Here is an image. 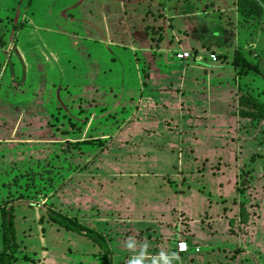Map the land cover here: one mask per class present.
Segmentation results:
<instances>
[{
  "label": "rangeland",
  "instance_id": "1",
  "mask_svg": "<svg viewBox=\"0 0 264 264\" xmlns=\"http://www.w3.org/2000/svg\"><path fill=\"white\" fill-rule=\"evenodd\" d=\"M198 1L196 11L175 0H0V251L12 208L18 264H94L100 249L50 223L54 210L105 235L114 264H264V105L241 97L257 122L238 153L233 124L179 119L175 74L162 85L167 106L154 110L141 88L156 61L191 67L180 46L201 48L231 21ZM242 5L246 19L264 14V0ZM263 56L252 60L261 81ZM179 229L191 252L177 259Z\"/></svg>",
  "mask_w": 264,
  "mask_h": 264
},
{
  "label": "crops",
  "instance_id": "2",
  "mask_svg": "<svg viewBox=\"0 0 264 264\" xmlns=\"http://www.w3.org/2000/svg\"><path fill=\"white\" fill-rule=\"evenodd\" d=\"M175 1L178 2L179 4L183 3L185 5H187V3H190L191 4L190 9L196 11L198 10V7H195L199 2L198 0L197 3L194 0H175ZM209 1L210 4H212L210 7L211 10H217L215 8H218L219 9L218 11L225 13V16L228 17L229 20H231L230 22H219L220 26L218 25V27L215 25L213 26L214 29H216L217 31L216 34L218 36L214 38L216 41L214 39L203 40L201 48L191 49L193 50L191 52L195 54L194 59L191 60V62H194L195 64L190 65L191 67L187 65H182V66H177V68L174 69V68H170L167 65V63H164L163 65L162 62L156 61L155 62L157 63L156 68L154 69L150 68L146 73L147 76L146 78L149 80L148 83L145 85H141V88L143 89L145 86L144 90L145 91L148 90V95L145 97V101L149 102L150 107L152 108L155 107L154 110H156V108H158L161 104L163 106H167L168 103H161L164 100L166 102L170 100V97L163 92L164 90L162 85L163 83L168 82L170 75L172 76L175 74L179 86V90H178L179 93L177 95L178 97L176 96L179 105L178 108L179 119L182 122L189 124V126L195 122L196 123L211 122L210 124H216V123L229 124L221 128L223 131L225 129L227 130V127L229 128L230 124H233L234 128H233L232 137L235 136L237 139H239L238 144L240 150L238 149V153H241V149L244 145L241 144V142H246L250 134L254 133L253 130L249 132L247 123L249 121H251V123L252 122L255 123L257 122V119H250V118L242 117L240 115L242 110V105L240 103L238 95L240 96V98L243 96L251 98L248 96L249 93L253 97L252 98L253 100L256 101L258 100L257 102L259 104L264 105V93L262 92L263 90H261L258 95V93L256 94L255 92L253 93L254 90L253 87H249L250 83L256 80L257 83L261 82V88H263L264 80L261 81V79L259 78L260 76L258 75H253V76L249 75L248 77L241 76L240 69H237L233 64L230 65L218 64V61L214 62L211 60V55L212 54L216 55L218 58L220 57L224 59L228 58V60L230 59L229 61H231V59H235L238 54H241L249 62L252 63L253 59H257L258 56L261 55V53L262 54L264 53V38H263L264 14L261 13V16L259 18H257L255 21H251L250 19H246L241 16L237 8V0H209ZM163 21L165 26H170V28L172 26L170 23L172 24L174 23V22H167L165 19ZM251 31H253L255 37L252 38L249 37ZM173 36L176 38L177 42L179 43L181 39L177 35L175 36L173 34L172 37ZM109 42L112 41L110 40ZM112 44H114V42ZM204 47L211 49L210 53L209 52L205 53L204 51H202ZM249 48H253L255 55H253L252 50H249ZM165 51L166 50H164V52L161 51L159 55L165 53ZM177 51L187 52L188 49L186 47L180 46V49H178ZM152 53L153 52L151 50L149 54L146 53L145 57L148 60H152L153 57V55H151ZM198 57L201 58L202 61L200 62L194 61ZM205 60H207V62ZM181 63H185V62H181ZM245 80L247 81V83H244ZM154 90L159 91L161 95L160 98L158 99V102L154 101V98L152 96L153 95L152 92ZM103 98L104 96L102 95V97H100L99 99L103 100ZM160 99H164V100H160ZM153 101L155 105L152 104ZM235 106L236 108H239L238 112L235 111V109L233 108ZM231 108L233 109V111L231 110ZM262 122H264V120H262ZM237 124L239 125L238 127ZM240 125L244 126L243 130L240 128L241 127ZM227 132L229 131L227 130ZM92 204H94V201ZM88 206L85 205V207L87 208ZM92 209L95 210L94 207H92ZM96 211L99 212V210ZM84 213L86 212L83 211L82 214ZM86 220L89 221L90 223L91 222L97 223L96 220L99 219L88 216ZM101 220L103 221L105 219L103 218ZM93 225L94 224H92V226ZM178 234H179L178 240L179 238H181L184 241H187L188 238L187 233H183V231L179 229ZM188 243L190 244V241H188ZM196 248H199L201 250L200 247H196ZM175 252L176 255H178L177 259H180L183 256L177 253V246H175ZM167 259H172V257H167ZM113 264H114V254H113Z\"/></svg>",
  "mask_w": 264,
  "mask_h": 264
},
{
  "label": "trees",
  "instance_id": "3",
  "mask_svg": "<svg viewBox=\"0 0 264 264\" xmlns=\"http://www.w3.org/2000/svg\"><path fill=\"white\" fill-rule=\"evenodd\" d=\"M245 0H237V8L243 18H246V13L242 10V3ZM261 16L258 15L255 19ZM249 18V17H247ZM254 18V17H253ZM234 66L237 69H240L241 76H247L250 73H254L256 75L261 74V70L258 65H254L249 62L244 56L238 54L236 60L234 62ZM248 98V97H247ZM250 99V98H248ZM241 98L240 103L242 105V110L240 115L242 117L257 119V116L251 114L252 108H256L253 106L250 101ZM259 104V103H258ZM262 105V104H260ZM249 106V107H248ZM244 108V109H243ZM246 109V110H245ZM241 214L243 218V223H248L249 221V213L241 209ZM3 224H2V243L3 249L0 251V264H18L19 263V254H20V244L18 242V235L16 229L15 222V214L14 210L11 208L9 210L3 211ZM47 217L50 223L58 226L59 228L64 229L67 232H71L78 236H82L90 240L95 247L100 249L99 254L94 256L96 261L94 264H113V252L108 243V239L105 235L100 232H97L93 228H89L84 225L82 222L78 220V218H72L63 214L62 212H57L54 210H49L47 212ZM233 226V222L231 221ZM24 260L26 262H30V258L25 257Z\"/></svg>",
  "mask_w": 264,
  "mask_h": 264
},
{
  "label": "built area",
  "instance_id": "4",
  "mask_svg": "<svg viewBox=\"0 0 264 264\" xmlns=\"http://www.w3.org/2000/svg\"><path fill=\"white\" fill-rule=\"evenodd\" d=\"M195 54L193 52H181L177 55V59L179 61H190L194 59ZM198 59V58H197ZM196 59V60H197ZM218 57L216 55H211L212 61H217ZM191 252V247L187 241H184L183 239L179 238L177 241V253L180 255H187ZM195 252L197 254L201 253V250L199 248H195Z\"/></svg>",
  "mask_w": 264,
  "mask_h": 264
}]
</instances>
